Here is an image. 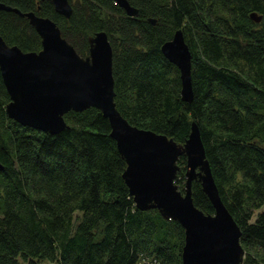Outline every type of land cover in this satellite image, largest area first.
<instances>
[{
  "label": "trees",
  "instance_id": "obj_1",
  "mask_svg": "<svg viewBox=\"0 0 264 264\" xmlns=\"http://www.w3.org/2000/svg\"><path fill=\"white\" fill-rule=\"evenodd\" d=\"M127 1L137 16L113 0H70V18L50 1L0 0L53 20L85 58L106 32L122 116L179 145L198 124L222 200L242 230L243 264H264V0ZM179 29L192 52L191 103L182 99L180 70L162 53ZM0 36L24 52L42 49L29 19L14 12H0ZM10 101L0 69V264H182L184 227L137 208L100 110L72 111L67 128L50 134L9 118ZM178 165L184 192L186 155ZM193 196L215 214L198 180Z\"/></svg>",
  "mask_w": 264,
  "mask_h": 264
},
{
  "label": "water",
  "instance_id": "obj_2",
  "mask_svg": "<svg viewBox=\"0 0 264 264\" xmlns=\"http://www.w3.org/2000/svg\"><path fill=\"white\" fill-rule=\"evenodd\" d=\"M42 1H50L56 12L66 18L73 14L70 0ZM113 1L129 16L138 15L127 0ZM1 11L26 17L42 38L39 52H24L0 36V69L11 98L6 107L9 118L39 131L59 134L68 126L65 119L68 113L90 108L100 110L108 119L111 137L126 160L123 178L137 208L157 209L166 220H175L184 227L182 264H243L246 250L241 243L242 230L222 200L198 124L192 123L184 145L164 134L133 126L117 108L114 53L106 32L95 35L90 55L85 58L50 18L35 12L23 13L2 2ZM251 18L262 21L256 13ZM162 53L180 70L182 99L191 103L194 99L192 52L182 29L162 46ZM182 155L187 157L184 192L176 184L178 160ZM196 180L202 183L215 214H206L196 206L193 196Z\"/></svg>",
  "mask_w": 264,
  "mask_h": 264
},
{
  "label": "rangeland",
  "instance_id": "obj_3",
  "mask_svg": "<svg viewBox=\"0 0 264 264\" xmlns=\"http://www.w3.org/2000/svg\"><path fill=\"white\" fill-rule=\"evenodd\" d=\"M40 264H55V263H51V262H49V261H43V262H41Z\"/></svg>",
  "mask_w": 264,
  "mask_h": 264
}]
</instances>
